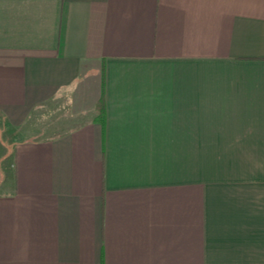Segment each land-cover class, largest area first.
<instances>
[{"label":"crops","instance_id":"1","mask_svg":"<svg viewBox=\"0 0 264 264\" xmlns=\"http://www.w3.org/2000/svg\"><path fill=\"white\" fill-rule=\"evenodd\" d=\"M0 121V264H264V0H0Z\"/></svg>","mask_w":264,"mask_h":264},{"label":"trees","instance_id":"2","mask_svg":"<svg viewBox=\"0 0 264 264\" xmlns=\"http://www.w3.org/2000/svg\"><path fill=\"white\" fill-rule=\"evenodd\" d=\"M94 110H95L96 117H98V119L101 120L103 118V101H102L101 98L96 101V103L94 105ZM38 114H40L39 108H38V110H35L34 112H32V115L30 116L28 122L31 121L33 116L38 115ZM28 122H26V124L29 125L30 123H28ZM75 124H77V123H66L67 126H64V130L73 129ZM41 125L39 126V130L40 129L42 130V126ZM47 130H48V128L47 129L43 128V130L41 132V135L47 134ZM2 132L3 131H0V160L2 159L1 161L4 162V165H5L6 164L5 162L8 160V157H9L11 152L8 151V147H9L8 144L9 143L6 142V144H5V140L4 141L1 140V133ZM37 135L41 136L40 134H37Z\"/></svg>","mask_w":264,"mask_h":264},{"label":"rangeland","instance_id":"3","mask_svg":"<svg viewBox=\"0 0 264 264\" xmlns=\"http://www.w3.org/2000/svg\"><path fill=\"white\" fill-rule=\"evenodd\" d=\"M57 104V103H56ZM66 106V105H65ZM49 107H51V106H48L47 108H42V110H40V112L42 113V111H43V113L44 114H46L47 116H46V119H50L51 118V116L53 115V114H55V115H57L56 113L58 112H56V111H50V109H49ZM60 107V109L63 107V103L59 106ZM65 109V108H64ZM62 110V109H61ZM64 112V111H63ZM39 115V114H38ZM38 115H36V117L38 116ZM49 116V117H48ZM36 117H34V118H36ZM33 118V119H34ZM40 118H43V116H39V119ZM32 119V120H33ZM1 122V121H0ZM33 124H37V126H40L42 123H33ZM27 126H28V124H25L23 127H20L19 129H16L15 131H13L12 129L13 128H8L7 126H5L4 127V123H0V131H3L2 133H1V140H5V144H6V142H10V140L12 141V140H14V137L15 138H18V137H20L21 136V134H22V132H24V130H25V128H27ZM39 128V127H38ZM4 129V130H3Z\"/></svg>","mask_w":264,"mask_h":264}]
</instances>
